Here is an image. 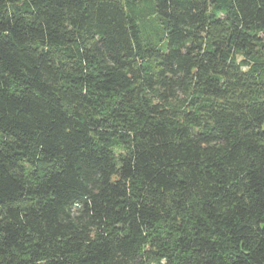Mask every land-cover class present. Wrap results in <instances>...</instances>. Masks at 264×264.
Here are the masks:
<instances>
[{"label": "trees", "instance_id": "trees-1", "mask_svg": "<svg viewBox=\"0 0 264 264\" xmlns=\"http://www.w3.org/2000/svg\"><path fill=\"white\" fill-rule=\"evenodd\" d=\"M0 264H264V0H0Z\"/></svg>", "mask_w": 264, "mask_h": 264}]
</instances>
